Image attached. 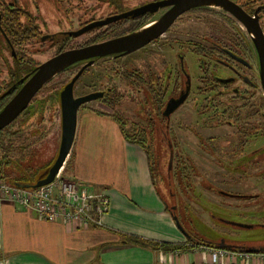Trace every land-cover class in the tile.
I'll return each instance as SVG.
<instances>
[{
  "label": "flooded vegetation",
  "instance_id": "1",
  "mask_svg": "<svg viewBox=\"0 0 264 264\" xmlns=\"http://www.w3.org/2000/svg\"><path fill=\"white\" fill-rule=\"evenodd\" d=\"M177 1L0 0V111L38 67L60 54L80 52L121 38L152 39L132 51L117 50L70 64L42 86L1 132L43 133L34 128L45 120L60 118V93L80 73L73 86V97L95 95L89 103H97L108 111L99 110L100 107L88 109L89 103L81 105L78 111L87 109L115 118L121 132L139 141L144 149L150 143L155 145L160 136L173 137L183 154L176 157L178 165H174L175 157L171 156L168 170L177 169L175 175L180 180L189 177L194 184L193 178L198 176L202 192L222 200H246L261 195L236 191L234 185L245 181H233L239 176L232 177V181L226 179L225 156H217L226 151H252L264 142V91L254 36L233 10L218 8L217 2L231 9L237 6L238 13L249 25L259 28L264 37V0H202V4L170 21L177 11ZM192 56L196 58L195 66ZM194 69L199 72L196 85ZM245 70L253 75L248 77ZM77 88L86 92L80 94ZM258 90L261 95L255 101ZM183 94L186 97L181 104L166 116L168 104L178 101ZM123 102L134 103L132 115L120 110L119 104ZM188 102L198 118V126L180 124L179 129L190 132L197 141V151L223 169L213 180L195 167L186 153L189 146L183 148L174 129L168 127L173 115ZM223 126L234 128V132L219 137L203 135ZM230 169L235 173L236 168ZM255 176L253 172L246 173V179ZM181 228L187 240L185 245L199 247L190 232Z\"/></svg>",
  "mask_w": 264,
  "mask_h": 264
},
{
  "label": "crops",
  "instance_id": "2",
  "mask_svg": "<svg viewBox=\"0 0 264 264\" xmlns=\"http://www.w3.org/2000/svg\"><path fill=\"white\" fill-rule=\"evenodd\" d=\"M81 112L61 177L87 193L107 197L109 207L100 226L46 222L32 210L4 203L0 264H212L207 249L163 251L125 241L185 244L187 240L156 190L145 149L129 142L109 116ZM92 121L105 122L106 129L89 127Z\"/></svg>",
  "mask_w": 264,
  "mask_h": 264
},
{
  "label": "rangeland",
  "instance_id": "3",
  "mask_svg": "<svg viewBox=\"0 0 264 264\" xmlns=\"http://www.w3.org/2000/svg\"><path fill=\"white\" fill-rule=\"evenodd\" d=\"M191 60L195 66L196 58L192 56ZM193 73V83L196 85L198 83L197 76L199 72L194 69ZM245 73L248 77L253 75L246 70ZM254 79L257 81L256 78ZM83 81L88 83L86 79H83ZM76 92L82 94L86 90L77 88ZM260 95L261 91L258 90L255 95L256 97L254 96V100L259 99ZM119 105L121 111L132 115V110L135 107L134 103L128 104L123 102ZM92 107L97 109L100 107L101 109L99 110L108 111L97 103H89L87 105L88 109ZM80 111L77 112L76 116V129L80 122V115L82 113ZM95 114L106 115L99 112H95ZM109 118L118 126L117 128L120 131L119 121L111 116ZM257 119L259 117H255V120ZM197 122L198 118L194 114L192 104L188 102L173 115L168 127L174 129L176 137L183 148L189 146L187 147L186 153L189 155L195 167L199 171L205 172L212 179L214 175L217 176L218 173H223V169L218 168V165L214 162H210L208 160L209 158L204 155L205 153L197 151L195 148L197 141L190 132L179 129L180 124H188L196 128L198 126ZM89 127L101 131L106 129V123L103 121L99 123L92 121L89 123ZM34 129H40L43 133L38 132L36 134V132L34 133L32 131L30 135H21L17 142L11 139L10 142L12 143L13 150L9 154L14 159H21L22 167L37 170L39 176H44L47 167L51 164L53 158L56 157L58 151L61 135L59 119L45 120L39 128ZM232 132H234V128L231 129L223 126L215 131L202 133L204 136L209 134L219 137ZM160 138L162 140L159 139L155 145L150 143L151 145L145 148L153 164L155 187L162 199L174 210L180 225L184 229H187L193 236V241L198 243L212 242L213 244L218 243V241H225L227 244H235L241 247L264 246V142L262 144L259 143L252 151L243 150L240 152L226 151L223 154L222 152L217 153V156H225L223 159L226 160L223 162L225 164V171L228 173L226 179L232 181V177L239 176V179L234 178L233 181H245L242 184L234 185L236 191L242 194L250 193V195L261 193V195L256 197L252 196L246 200L229 201L219 199L218 197L215 198V196H210L209 193H203V189L199 183L200 177L198 176H196L197 178H193L194 185L189 181V177H184L180 180L175 175L177 169H174V171L171 170L170 172L168 166L171 163V156L175 157L173 161L174 165H178L176 157L183 154V152L177 148L173 137L160 136ZM261 140H264V136ZM34 142H37L38 145L32 148L33 152L31 156H26L24 151L19 150L21 149L19 147L14 148L16 143H18V146L27 147L28 144L32 146ZM164 142H169L171 146L166 145ZM74 143L75 140L73 141L72 147ZM171 148L172 151H170ZM0 156H3L2 150H0ZM230 156H233V159ZM230 159H232L231 164H229ZM231 167L236 168L235 173L230 172ZM252 172L257 174V176L246 179V173L249 174ZM2 173L5 176L6 182H9L10 178L16 176V169H12L10 166H3ZM226 186L229 187V184H226ZM185 187L187 190L184 189ZM235 189L229 188L232 191H235ZM206 195H209V197L207 198ZM220 220L222 221L218 222Z\"/></svg>",
  "mask_w": 264,
  "mask_h": 264
},
{
  "label": "water",
  "instance_id": "4",
  "mask_svg": "<svg viewBox=\"0 0 264 264\" xmlns=\"http://www.w3.org/2000/svg\"><path fill=\"white\" fill-rule=\"evenodd\" d=\"M202 0H178L177 1V11L171 16L170 21L175 18L181 12L190 9L196 5H200ZM218 7H223L227 10H233L236 16L247 25L249 32L254 36V42L257 46L258 59L260 63V81L262 89L264 91V37L261 34L259 28L253 25H249L246 20L238 13V7L233 5L232 9L226 4H221L217 2ZM237 11H236V10ZM237 12V13H236ZM169 21V22H170ZM163 30V29H162ZM158 31L157 35L162 32ZM142 37V36H141ZM140 36L135 38H121L114 41H110L95 47L87 48L80 52L70 51L60 54L46 63L42 64L33 72V75L25 82L18 94L12 99L7 105L0 111V132L10 125L18 115L24 110L27 104L30 102L32 96L47 82L53 79L60 72L65 70L70 64L77 60L92 58L95 56H104L117 52L120 50L128 49V51L135 50L140 46H143L152 39H142ZM127 44V46H125ZM80 76L78 73L68 84L65 85L62 92L60 93V143L56 157L53 158L50 166L46 170L44 176L39 178L31 186H23L18 184L10 185L15 186L20 189L25 190H35L47 185L52 184L58 177L61 176V171L66 163L67 158L71 152L73 145L75 132H76V116L78 109L81 105L87 104L95 99V95H87L85 97H80L75 99L73 97V86L75 81ZM186 94H183L178 101L171 102L167 106L166 116L172 111H174L184 100ZM175 216V215H174ZM176 217V216H175ZM175 223L178 229L182 232V228L179 225L177 217L175 218ZM183 233V232H182ZM184 234V233H183ZM214 249H223L231 252H243V253H262L264 252V246H254V247H241L235 244H227L225 241H218L211 246Z\"/></svg>",
  "mask_w": 264,
  "mask_h": 264
},
{
  "label": "built area",
  "instance_id": "5",
  "mask_svg": "<svg viewBox=\"0 0 264 264\" xmlns=\"http://www.w3.org/2000/svg\"><path fill=\"white\" fill-rule=\"evenodd\" d=\"M4 203L32 210L43 221L62 222L79 228L100 226L101 217L109 207V200L103 193H87L61 176L52 184L35 190L17 188L0 177V205ZM205 249L210 252L212 264H264V252Z\"/></svg>",
  "mask_w": 264,
  "mask_h": 264
},
{
  "label": "trees",
  "instance_id": "6",
  "mask_svg": "<svg viewBox=\"0 0 264 264\" xmlns=\"http://www.w3.org/2000/svg\"><path fill=\"white\" fill-rule=\"evenodd\" d=\"M122 132H123L124 137L129 142L138 144L140 147H142L144 149V146L139 141H137L133 137L128 136L127 134H125L124 131H122ZM20 136H21L20 133H17V134L16 133L15 134L6 133V134H4V133L0 132V150H2V152H3V156H1V159H2L3 164L0 161V177L5 179V176L2 173L3 166H10L12 169H16V174H15L16 176L13 177V178H10V181H9L10 183H12V184H18V185H23V186H31L39 178H41L42 176H39L37 170L36 171L35 170H32L29 167H25V168L22 167V164H21L22 160L21 159H14V157L13 158L10 157V154H9L13 150L12 149V143L10 142L11 139H13V141L17 142L19 140V137ZM36 145H38L37 142H34L32 144V146L30 144L29 147L28 146L27 147H25V146H18V143H16L14 148L19 147V148H21L19 150L24 151L26 156L27 155L31 156L32 155V152H33V149L32 148H34ZM146 153H147V157H148V160H149L151 175H152V178H153V181H154V177H153V175H154L153 174L154 173L153 172V164L151 162L150 156H149V154H148L147 151H146ZM49 166H50V164H49ZM48 167H47V169H48ZM165 204H167V203H165ZM167 209L170 211V208L168 206H167ZM174 215H176L175 212H174ZM125 241H129V242H132V243H145V244H148L150 246L158 247V248L162 249L163 251H176V252L177 251L185 250L187 248H211L212 249L211 246L214 245L212 242H201V243H198L197 245L199 247L187 246L185 244H164V243H154L153 244V243H150V242H144V241L139 240L137 238H127Z\"/></svg>",
  "mask_w": 264,
  "mask_h": 264
},
{
  "label": "bare ground",
  "instance_id": "7",
  "mask_svg": "<svg viewBox=\"0 0 264 264\" xmlns=\"http://www.w3.org/2000/svg\"><path fill=\"white\" fill-rule=\"evenodd\" d=\"M216 7V6H215ZM219 8V7H218Z\"/></svg>",
  "mask_w": 264,
  "mask_h": 264
}]
</instances>
